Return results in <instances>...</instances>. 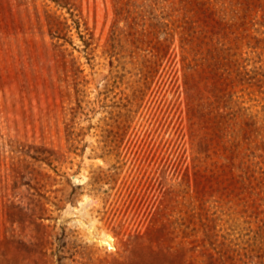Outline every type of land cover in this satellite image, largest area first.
<instances>
[{
  "label": "rangeland",
  "instance_id": "obj_1",
  "mask_svg": "<svg viewBox=\"0 0 264 264\" xmlns=\"http://www.w3.org/2000/svg\"><path fill=\"white\" fill-rule=\"evenodd\" d=\"M0 264H264V0H0Z\"/></svg>",
  "mask_w": 264,
  "mask_h": 264
},
{
  "label": "bare ground",
  "instance_id": "obj_2",
  "mask_svg": "<svg viewBox=\"0 0 264 264\" xmlns=\"http://www.w3.org/2000/svg\"><path fill=\"white\" fill-rule=\"evenodd\" d=\"M106 239H108V237H107L106 235H104L103 238H102V240L105 242ZM102 240H101V241H102Z\"/></svg>",
  "mask_w": 264,
  "mask_h": 264
}]
</instances>
